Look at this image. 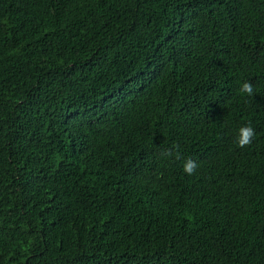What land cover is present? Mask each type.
I'll return each mask as SVG.
<instances>
[{"label":"trees","instance_id":"16d2710c","mask_svg":"<svg viewBox=\"0 0 264 264\" xmlns=\"http://www.w3.org/2000/svg\"><path fill=\"white\" fill-rule=\"evenodd\" d=\"M0 264H264V0H0Z\"/></svg>","mask_w":264,"mask_h":264},{"label":"clouds","instance_id":"9594fccd","mask_svg":"<svg viewBox=\"0 0 264 264\" xmlns=\"http://www.w3.org/2000/svg\"><path fill=\"white\" fill-rule=\"evenodd\" d=\"M241 93H246L248 96H253V85L250 82H244L240 88ZM255 129L251 126V124H247L242 126L238 130V137H237V146L240 148H245L252 143L253 138L255 137ZM167 155H171V152L167 153ZM178 155V154H177ZM197 168V164L192 159H188L185 161L183 170L184 172L191 176L195 173Z\"/></svg>","mask_w":264,"mask_h":264}]
</instances>
